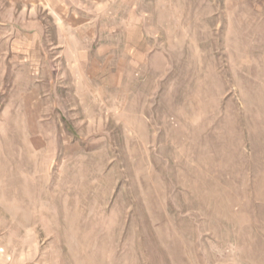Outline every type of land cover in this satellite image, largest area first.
I'll list each match as a JSON object with an SVG mask.
<instances>
[{"label": "rangeland", "instance_id": "1", "mask_svg": "<svg viewBox=\"0 0 264 264\" xmlns=\"http://www.w3.org/2000/svg\"><path fill=\"white\" fill-rule=\"evenodd\" d=\"M103 4L0 29V264H264V0Z\"/></svg>", "mask_w": 264, "mask_h": 264}, {"label": "crops", "instance_id": "2", "mask_svg": "<svg viewBox=\"0 0 264 264\" xmlns=\"http://www.w3.org/2000/svg\"><path fill=\"white\" fill-rule=\"evenodd\" d=\"M107 0H0V29L44 26L43 19L52 15L57 25L75 23L87 10L103 6ZM37 14V15H36ZM9 26V27H8Z\"/></svg>", "mask_w": 264, "mask_h": 264}]
</instances>
